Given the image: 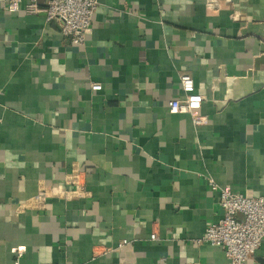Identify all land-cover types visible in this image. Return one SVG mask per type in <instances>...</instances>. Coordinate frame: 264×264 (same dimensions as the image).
Masks as SVG:
<instances>
[{
	"label": "crops",
	"instance_id": "crops-1",
	"mask_svg": "<svg viewBox=\"0 0 264 264\" xmlns=\"http://www.w3.org/2000/svg\"><path fill=\"white\" fill-rule=\"evenodd\" d=\"M6 2L0 264H228L196 241L207 178L264 196V0H99L82 45ZM181 73L203 125L167 112Z\"/></svg>",
	"mask_w": 264,
	"mask_h": 264
},
{
	"label": "built area",
	"instance_id": "built-area-1",
	"mask_svg": "<svg viewBox=\"0 0 264 264\" xmlns=\"http://www.w3.org/2000/svg\"><path fill=\"white\" fill-rule=\"evenodd\" d=\"M98 3L99 0H43L42 4H39V0H7L5 8L9 13L19 10L28 14L43 12L47 22L58 23L62 36L69 38L74 45H82L91 32ZM179 78L183 98L169 99L167 112L189 114L194 124H205V117L192 113L190 92L194 83L191 76L181 73ZM207 179L211 190L218 196L223 215L209 224L196 242H207L221 247L228 264H246L264 240V196L247 197L242 193L222 189L212 178ZM76 188L82 189L77 183ZM44 193L45 191L41 192L43 195ZM150 238L155 239L156 234L152 233ZM13 253L16 256L14 264H18L21 250L13 249Z\"/></svg>",
	"mask_w": 264,
	"mask_h": 264
}]
</instances>
